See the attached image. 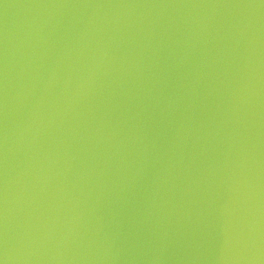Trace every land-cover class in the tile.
Segmentation results:
<instances>
[{"label": "water", "instance_id": "95a60500", "mask_svg": "<svg viewBox=\"0 0 264 264\" xmlns=\"http://www.w3.org/2000/svg\"><path fill=\"white\" fill-rule=\"evenodd\" d=\"M0 260L264 264V0H0Z\"/></svg>", "mask_w": 264, "mask_h": 264}, {"label": "snow or ice", "instance_id": "6c2138e0", "mask_svg": "<svg viewBox=\"0 0 264 264\" xmlns=\"http://www.w3.org/2000/svg\"><path fill=\"white\" fill-rule=\"evenodd\" d=\"M0 264H3V260H0Z\"/></svg>", "mask_w": 264, "mask_h": 264}, {"label": "clouds", "instance_id": "9594fccd", "mask_svg": "<svg viewBox=\"0 0 264 264\" xmlns=\"http://www.w3.org/2000/svg\"><path fill=\"white\" fill-rule=\"evenodd\" d=\"M3 264H6V262L3 260Z\"/></svg>", "mask_w": 264, "mask_h": 264}]
</instances>
